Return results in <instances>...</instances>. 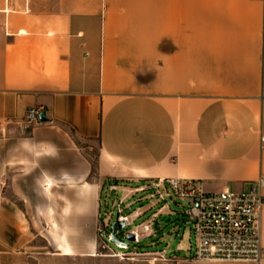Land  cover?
<instances>
[{"label": "crops", "instance_id": "obj_1", "mask_svg": "<svg viewBox=\"0 0 264 264\" xmlns=\"http://www.w3.org/2000/svg\"><path fill=\"white\" fill-rule=\"evenodd\" d=\"M260 137L264 0H0V264L94 260L103 190H248Z\"/></svg>", "mask_w": 264, "mask_h": 264}, {"label": "built area", "instance_id": "obj_2", "mask_svg": "<svg viewBox=\"0 0 264 264\" xmlns=\"http://www.w3.org/2000/svg\"><path fill=\"white\" fill-rule=\"evenodd\" d=\"M40 107H29L22 120L24 128L39 123ZM264 144V137H260ZM151 196L158 201L172 194L185 203L184 215L190 225L191 243L184 248L177 243L176 250L184 257L168 258L172 264H261L264 249L260 240L261 211L264 205V179H259L248 190L206 192L195 180L184 178L158 179L148 184ZM168 189V190H167ZM143 190V189H141ZM164 207L166 204L163 205ZM119 220L129 225V216L118 210ZM136 235V234H135Z\"/></svg>", "mask_w": 264, "mask_h": 264}, {"label": "rangeland", "instance_id": "obj_3", "mask_svg": "<svg viewBox=\"0 0 264 264\" xmlns=\"http://www.w3.org/2000/svg\"><path fill=\"white\" fill-rule=\"evenodd\" d=\"M88 151L94 154L96 147ZM146 186L141 188L143 190L126 197L130 199L132 196L136 201L139 199L136 207L151 204L148 216L140 221L129 218L131 223L115 235L117 240L128 242V247L110 242V225L118 210H122V214L129 216L131 214L129 211L135 206L123 210L125 201L121 197L127 195V192L109 194L107 190H103L100 193L96 201L95 258L88 260L86 257H79L78 264H172L167 262L168 258L186 256L184 251L175 249L178 242L184 248H187L190 243L193 245L192 238L189 239L190 225L186 222L184 215L185 203L176 198L170 190V196H166L165 200L159 202L157 196H151L153 191L146 189ZM164 204L167 208L163 206ZM133 230L138 235L133 233ZM128 233L134 236L132 242L126 239Z\"/></svg>", "mask_w": 264, "mask_h": 264}, {"label": "water", "instance_id": "obj_4", "mask_svg": "<svg viewBox=\"0 0 264 264\" xmlns=\"http://www.w3.org/2000/svg\"><path fill=\"white\" fill-rule=\"evenodd\" d=\"M38 120L40 122H45L47 119H46V116H45V112L42 111L39 113L38 115ZM126 228V224L124 221H121L119 220V214L118 212L115 214V218H114V221L111 223L110 225V242L111 243H115V244H118V245H121L122 247H128L129 243L128 242H124V241H119L116 239L115 235L119 232V231H122ZM126 239L127 241H133L134 240V236L132 234H127L126 235Z\"/></svg>", "mask_w": 264, "mask_h": 264}, {"label": "bare ground", "instance_id": "obj_5", "mask_svg": "<svg viewBox=\"0 0 264 264\" xmlns=\"http://www.w3.org/2000/svg\"><path fill=\"white\" fill-rule=\"evenodd\" d=\"M133 233H136V234H137V232H136V231H134V230H133ZM137 235H138V234H137Z\"/></svg>", "mask_w": 264, "mask_h": 264}]
</instances>
